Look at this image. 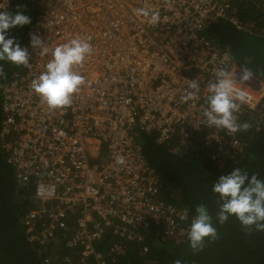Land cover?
<instances>
[{
	"label": "built area",
	"instance_id": "1",
	"mask_svg": "<svg viewBox=\"0 0 264 264\" xmlns=\"http://www.w3.org/2000/svg\"><path fill=\"white\" fill-rule=\"evenodd\" d=\"M34 1L38 14L23 46L32 67L20 66L3 87L0 133L17 180L33 189L39 203L27 214L29 241L49 244L59 233L68 251L64 263L106 264L122 253L125 241L141 240L150 226L175 240L183 237L189 212L165 200L162 176L144 157L138 137L153 134L160 143L176 139L178 148L199 138L210 152L217 150L214 156L239 152L238 132L209 128L201 116L215 71L235 72L228 66L229 51L209 29L220 18L238 23L228 14L236 0ZM10 2L0 0V11L10 12ZM145 6L159 12L158 24L135 15ZM31 34L50 48L90 38L93 54L78 68L85 84L70 106L50 110L31 90L51 58L31 47ZM194 79L200 98L185 103L181 97ZM238 87L250 97L234 114L241 123L261 102L264 87ZM118 156L125 158L123 165L116 163ZM110 228L117 240L102 254L94 244Z\"/></svg>",
	"mask_w": 264,
	"mask_h": 264
},
{
	"label": "trees",
	"instance_id": "2",
	"mask_svg": "<svg viewBox=\"0 0 264 264\" xmlns=\"http://www.w3.org/2000/svg\"><path fill=\"white\" fill-rule=\"evenodd\" d=\"M17 5L26 6L21 11L30 17L32 23L38 14L35 1L11 0L10 12L15 13ZM228 14L237 18L238 23L220 18L213 23L209 34L220 48L229 51L228 66L235 68L236 79L239 81L242 67L247 66L254 76L244 84L258 88L264 84V0H236ZM31 23L10 28L6 37L14 38L23 47ZM0 64L6 73V78H0L1 133L5 118L3 87L20 68L11 63ZM244 122L251 127L248 131L238 132L241 149L226 156H214L217 150L213 148L210 152L199 138L178 148L176 139L160 143L153 134L139 135L144 157L162 176L165 200L188 210V229L196 215L195 208L200 204L207 206L219 238L194 254L189 247L187 233L175 240L159 227L150 226L143 239L124 242L122 253L115 254L114 259H108L106 264H174L177 259L182 264H264V232L246 234L234 216L225 224H219L216 219L219 197L212 191L213 184L221 175L230 174L237 167L247 170L249 178L256 173L258 179L264 180V95L254 110L244 114L241 123ZM2 143L0 135V264H48L46 259H50V264H65L64 257L68 251L65 242L58 240L59 233L49 244L38 245L29 241L25 232L27 214L39 203L34 199L33 189L17 180L15 168L7 161ZM221 159L223 162L220 164ZM111 230L106 229L102 239L94 244L102 254H106L110 242L117 240Z\"/></svg>",
	"mask_w": 264,
	"mask_h": 264
},
{
	"label": "clouds",
	"instance_id": "3",
	"mask_svg": "<svg viewBox=\"0 0 264 264\" xmlns=\"http://www.w3.org/2000/svg\"><path fill=\"white\" fill-rule=\"evenodd\" d=\"M25 7L17 5L15 13L0 11V62L31 68L28 48L21 47L14 38L6 37L10 28L31 23L30 17L21 11ZM134 12L137 17L144 18L151 25L158 24L160 20L159 12L148 6L137 8ZM30 44L33 49H39V54L51 57L44 71L31 81V90L50 110L70 106L73 95L85 84V78L78 68L93 54L90 38L75 37L50 48L40 36L31 34ZM253 76V71L243 66L238 82L236 71H230L227 67L217 69L214 81L207 85V107L201 112L202 124L209 128L226 130L229 134L248 131L251 125L247 122L238 123L234 114L250 101L248 92L238 87V84H244ZM0 78H6L2 64ZM199 92L200 82L191 80L181 100L185 103L199 100ZM116 163L123 165L125 158L118 156ZM212 191L219 197L216 213L219 224H225L234 216L246 234L250 235L253 231L264 232V180L258 179V174L253 173L249 178L247 170L237 167L230 174L221 175L213 184ZM195 212L196 215L187 230L189 247L194 254L203 251L206 244L214 243L219 238L207 206L200 204ZM180 219H187V214L181 215ZM174 264H182V261L177 259Z\"/></svg>",
	"mask_w": 264,
	"mask_h": 264
},
{
	"label": "rangeland",
	"instance_id": "4",
	"mask_svg": "<svg viewBox=\"0 0 264 264\" xmlns=\"http://www.w3.org/2000/svg\"><path fill=\"white\" fill-rule=\"evenodd\" d=\"M251 86V85H250ZM263 87H264V84L262 85ZM123 248H124V245H123ZM124 250V249H123ZM66 256H68V255H66ZM72 257H74V254H73V256ZM65 261V260H64ZM66 264V263H65Z\"/></svg>",
	"mask_w": 264,
	"mask_h": 264
}]
</instances>
